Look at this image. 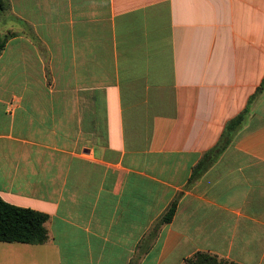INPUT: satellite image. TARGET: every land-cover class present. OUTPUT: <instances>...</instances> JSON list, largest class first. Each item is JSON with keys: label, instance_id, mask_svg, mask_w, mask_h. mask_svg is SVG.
<instances>
[{"label": "crops", "instance_id": "0c3cea01", "mask_svg": "<svg viewBox=\"0 0 264 264\" xmlns=\"http://www.w3.org/2000/svg\"><path fill=\"white\" fill-rule=\"evenodd\" d=\"M8 2L0 198L50 239L0 241V264H264V0Z\"/></svg>", "mask_w": 264, "mask_h": 264}, {"label": "trees", "instance_id": "16d2710c", "mask_svg": "<svg viewBox=\"0 0 264 264\" xmlns=\"http://www.w3.org/2000/svg\"><path fill=\"white\" fill-rule=\"evenodd\" d=\"M9 11L8 0H0V17ZM4 38L0 36V53L4 48ZM263 87V82L258 91ZM244 108L224 126L223 132L217 143L205 151L200 160L193 166L190 181L198 179L219 157L230 144L236 130L242 124L247 113ZM178 199L171 201L158 220V225L168 223L174 216ZM48 216L42 212L19 207L0 198V241L43 244L49 241L50 235L47 228ZM182 264H237L215 254L197 251L184 259Z\"/></svg>", "mask_w": 264, "mask_h": 264}]
</instances>
